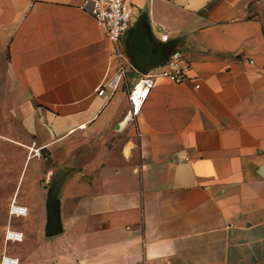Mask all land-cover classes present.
<instances>
[{
	"label": "crops",
	"instance_id": "crops-1",
	"mask_svg": "<svg viewBox=\"0 0 264 264\" xmlns=\"http://www.w3.org/2000/svg\"><path fill=\"white\" fill-rule=\"evenodd\" d=\"M130 2L138 10L119 59L91 3L0 0V93L20 119V131L0 128V260L45 264L47 248L55 264H264V0ZM175 49L199 87L157 78L129 114L133 69ZM120 63L125 79L97 95ZM7 159H24L8 192ZM32 159L34 195L18 189ZM49 189L61 223L53 236ZM13 200L24 214L10 213Z\"/></svg>",
	"mask_w": 264,
	"mask_h": 264
},
{
	"label": "built area",
	"instance_id": "built-area-1",
	"mask_svg": "<svg viewBox=\"0 0 264 264\" xmlns=\"http://www.w3.org/2000/svg\"><path fill=\"white\" fill-rule=\"evenodd\" d=\"M80 8H84L88 3H91V14L96 23L102 28L106 37L116 45V56L123 59L124 55L118 48V43L122 35L129 29L131 15L138 10V7L130 2V0H80ZM192 70L191 63L187 59L184 52L180 49H175L171 55L161 64L151 68L147 72H139L133 69L135 76L129 85L128 100L131 103L129 114L137 116L141 105L154 86L157 78H165L174 83H182L187 79L194 81V87H199V82L195 77L190 76ZM126 77V68L123 63L119 64L117 73L103 84L97 91V95H106V89H109L108 97H111L116 91L119 83ZM33 155L43 157L39 148L32 149ZM181 160V159H179ZM183 160H187L184 158ZM10 213L24 214L26 207L17 205L13 200L10 204ZM6 238L12 239L10 232H6ZM21 235L19 236V239ZM17 259L8 257L1 258V264H10Z\"/></svg>",
	"mask_w": 264,
	"mask_h": 264
},
{
	"label": "rangeland",
	"instance_id": "rangeland-1",
	"mask_svg": "<svg viewBox=\"0 0 264 264\" xmlns=\"http://www.w3.org/2000/svg\"><path fill=\"white\" fill-rule=\"evenodd\" d=\"M1 87H3V85H0ZM0 128L4 127L5 125L9 124V123H13L14 126L16 127V129L18 131H20L19 129V125H20V119L18 116H15L12 113V108L9 105L8 101H5L3 99L4 97V93H0ZM43 155V153H42ZM2 160H6V159H2ZM12 160V168H11V173H9L7 175V179H6V184L2 187L3 190L5 191H9V188L12 187L14 188L17 180L19 178L20 175V171H21V167L23 164L24 159H7V161ZM46 163V165L48 164V161H44ZM38 161L37 159H32L29 162L26 163V165L24 166L23 169V175L21 176L20 180H19V184H18V189L20 188L21 192L24 191H30L33 195L36 193L35 191H37L38 185H39V177H40V173L39 170L36 169V167L38 166ZM42 182L45 183L47 181V177L44 176L42 179ZM46 186V184H45ZM22 220V218H17L15 216H13L11 218V221H13V225L20 223V221ZM3 221V215L1 216L0 214V224ZM14 232V231H13ZM16 233V232H15ZM34 238L33 240L35 242H39L42 240V236L39 235V237L36 236V233L34 234ZM49 239V240H48ZM46 240L48 241H52L54 238H48ZM31 243V242H30ZM29 243V244H30ZM2 244L1 240H0V245ZM5 246L8 248V250H13L14 252H19V250L24 249V247L26 246V242H15V241H6L5 242ZM45 258H46V263L45 264H55L53 262L52 259V249H45ZM1 255V254H0ZM35 257L32 260V264H40V261ZM1 262V260H0Z\"/></svg>",
	"mask_w": 264,
	"mask_h": 264
},
{
	"label": "water",
	"instance_id": "water-1",
	"mask_svg": "<svg viewBox=\"0 0 264 264\" xmlns=\"http://www.w3.org/2000/svg\"><path fill=\"white\" fill-rule=\"evenodd\" d=\"M46 212L47 221L45 227V235L53 236L61 232V223L59 217L58 200L52 193L51 189L48 190L46 196Z\"/></svg>",
	"mask_w": 264,
	"mask_h": 264
},
{
	"label": "bare ground",
	"instance_id": "bare-ground-1",
	"mask_svg": "<svg viewBox=\"0 0 264 264\" xmlns=\"http://www.w3.org/2000/svg\"><path fill=\"white\" fill-rule=\"evenodd\" d=\"M10 231V230H9ZM10 235H11V237H12V239H14V240H19V234H17V232L15 233V232H12V231H10ZM12 261V260H11ZM15 262H14V260L10 263V264H14Z\"/></svg>",
	"mask_w": 264,
	"mask_h": 264
}]
</instances>
